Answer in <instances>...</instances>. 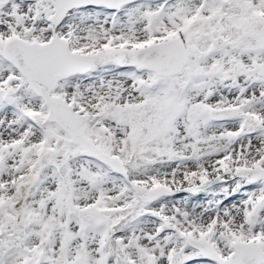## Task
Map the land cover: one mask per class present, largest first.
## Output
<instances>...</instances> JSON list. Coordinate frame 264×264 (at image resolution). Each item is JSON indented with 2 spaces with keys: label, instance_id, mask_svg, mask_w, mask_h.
<instances>
[{
  "label": "snow or ice",
  "instance_id": "6c2138e0",
  "mask_svg": "<svg viewBox=\"0 0 264 264\" xmlns=\"http://www.w3.org/2000/svg\"><path fill=\"white\" fill-rule=\"evenodd\" d=\"M0 264H264V0H0Z\"/></svg>",
  "mask_w": 264,
  "mask_h": 264
}]
</instances>
